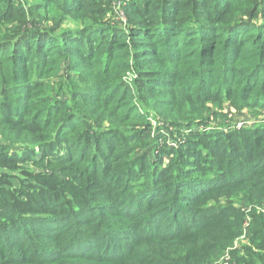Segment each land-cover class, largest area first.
I'll return each instance as SVG.
<instances>
[{
    "label": "trees",
    "instance_id": "16d2710c",
    "mask_svg": "<svg viewBox=\"0 0 264 264\" xmlns=\"http://www.w3.org/2000/svg\"><path fill=\"white\" fill-rule=\"evenodd\" d=\"M245 108L264 0H0V264H264Z\"/></svg>",
    "mask_w": 264,
    "mask_h": 264
},
{
    "label": "rangeland",
    "instance_id": "374dc122",
    "mask_svg": "<svg viewBox=\"0 0 264 264\" xmlns=\"http://www.w3.org/2000/svg\"><path fill=\"white\" fill-rule=\"evenodd\" d=\"M115 5H117V1H113ZM122 9L121 8H117L115 7V13L114 15H112L111 17H113L115 19V21H117V23L121 26L125 27V22H126V18L124 15L121 14ZM64 25H74L72 22L70 21H65ZM57 79L56 78H52L51 82H56ZM217 122H222V123H228L230 125H232L235 128H241V127H253L256 125H263L264 126V108L259 109L258 111H250L248 108H245L242 111H234V112H229L227 119L226 120H218V121H214L212 124H215ZM210 124V126H202L199 128V130L202 131H214V125ZM165 131V130H164ZM166 132V131H165ZM175 136V137H174ZM174 138H166V145L173 147L175 146V144L177 143L178 139H180L181 137L177 136L176 133L173 135ZM15 182V180H14ZM16 183V182H15ZM240 197L235 199V207L236 208H240ZM209 205H211L209 203ZM257 212H264V209H257ZM246 231V227L244 228L243 232L240 234V236H238L233 243V248L232 249H237L240 250V252L243 251L244 247L246 245H249L250 242V235H246L245 234ZM228 251V250H227ZM225 251V253L227 252ZM227 257V255L224 254V256H221L220 262L225 259ZM226 262V261H225Z\"/></svg>",
    "mask_w": 264,
    "mask_h": 264
}]
</instances>
